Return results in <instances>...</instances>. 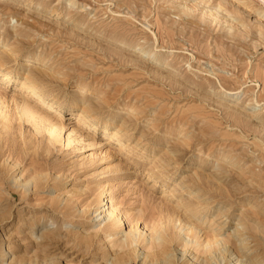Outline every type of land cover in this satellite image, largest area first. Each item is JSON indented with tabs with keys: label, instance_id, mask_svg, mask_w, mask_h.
<instances>
[{
	"label": "rangeland",
	"instance_id": "rangeland-1",
	"mask_svg": "<svg viewBox=\"0 0 264 264\" xmlns=\"http://www.w3.org/2000/svg\"><path fill=\"white\" fill-rule=\"evenodd\" d=\"M16 40L11 82L0 70L12 116L0 125V264H104L102 247L129 230L96 221L104 186L148 235L180 213L201 241L230 247L190 246L194 264H264V0H0V47ZM31 70L42 94L22 89ZM17 95L63 109L65 137L75 112L99 128L48 152L17 118ZM20 171L27 196L14 187Z\"/></svg>",
	"mask_w": 264,
	"mask_h": 264
},
{
	"label": "bare ground",
	"instance_id": "bare-ground-1",
	"mask_svg": "<svg viewBox=\"0 0 264 264\" xmlns=\"http://www.w3.org/2000/svg\"><path fill=\"white\" fill-rule=\"evenodd\" d=\"M20 42H21V44H23L22 41H20V40H16V42L14 44L2 42L1 47H0V70H4V71L7 70L4 73V75H5L4 80L7 83L11 82V80L13 78V69H11L12 66L10 65V62H12V59H13V61L17 60V55L19 53V49L21 48V47H19ZM31 71H33V72H30L27 76L23 77L22 89H25L24 91H26L27 93H29L31 95L33 93H34V95H36L35 93H39V92H41V94H42L41 90H42L43 84L41 86L39 80L37 79V78H39V76L40 77L42 76V73H41L42 71L41 72H39L37 70H31ZM44 87H45V85H44ZM5 100L0 95V125L3 127V129L10 127V125H11L10 120L12 118L10 110H9L10 109L9 104H7L8 101L6 102ZM11 100L13 101V104L16 107L17 118L19 120H21L24 124L26 122L31 124L39 134H42V136H44L47 139L48 143L46 144L45 147L47 148L48 152H51L53 148L55 149L58 144H63V143H64V145L65 144H67V145L73 144V142L78 140L77 139L78 136L82 137L83 135H86V133L84 132V129L87 127L99 128V126H98V124L94 118L86 115V113H82V112L76 113L75 112V113H72V115H74V117H72V118L76 119V121H77L76 123H78V125H75L74 128L70 129L68 135L65 137L64 132H65L66 126H65V123L62 119L63 118V109L57 108L49 102H47V106H48L47 108L48 109L41 108V106L39 107L37 104H34L33 102H31L30 98L25 96V95L14 96L13 99H11ZM217 102H218V104L222 103L221 100H219ZM84 109L85 110H83V112H88L87 111L88 107H84ZM127 121L128 120L124 121L122 124L119 125V127H117L118 131L122 132L124 129L129 128V127H126ZM107 125H108V122H105V127ZM87 135H89V134L87 133ZM0 139L1 140L5 139V136L1 133V131H0ZM88 142H90V141H88ZM94 142H92V143H94ZM42 143H43V141H42ZM43 144H42V146H43ZM122 146H124V144ZM125 146H126V144H125ZM17 166H18V163L13 162L10 167L12 169L16 170ZM203 175H205V173ZM206 175L208 177V174H206ZM22 176L23 175L21 174V171H20L16 176H14L15 178L13 180V183H14V187L16 190L20 191L21 194H22V192L25 193V196H27L26 192L28 193L30 190L29 187H32V186H29V185H31L30 181L26 182L22 178ZM1 177H2V175H0V192H1V189H4V187H5L4 186L5 183L2 182ZM195 178L194 179L192 178V179L196 181ZM202 178L203 177H200V179L197 180L196 185L200 186ZM204 179H202V181ZM26 180H28V179H26ZM181 183H184V181L183 182L181 181ZM182 185H184V184H182ZM192 185H194V184H192ZM5 189H6V187H5ZM197 189L198 188H196V190ZM101 192H102V194H104L103 197L105 196L103 202H105V199L107 198L105 204H108V205L105 206V204H102L101 206L98 207L96 215H95V217L97 218L96 221L99 222V224H100L106 220L107 221L109 220L108 221L109 222L108 228L111 230H114V231H116L115 229H118L121 226V223H124V224L128 223V228H129V230L126 233L124 231L125 234L123 236H121V237L117 236L116 239L110 238L111 240H108V241L112 242V245H107V246L102 247L105 250V252L103 253L104 264L105 263L106 264H133V263H135V261L131 262V259H132V253H134V252L136 255V261L138 260V263L141 262V264L153 263L154 261L157 264H173V263L175 264V262H177L179 260H185L188 264H194V256L189 254L188 251L186 250L190 246L192 247V249H193V247H195V248L203 247L202 249H204V250L206 249L207 252L208 251L212 252L211 254H215V252L213 250L214 248L212 249V247L215 244H218V247H221L223 250L225 248H228V249L230 248V247H226L227 243H224L225 241L223 242V239L218 238L214 234H212L211 236L209 235V237L204 238L205 239L204 241H201L202 236H197V235H200V233L203 231L202 227L200 228L199 224L193 223V221H192L193 219H191V218L187 217V220L186 219L182 220L183 216H181L180 213L178 216H176L177 219L172 218L174 216H172L171 214H169V215H171L172 217H170L169 215L166 216V214H163V215L161 214V216L163 217L162 223L166 222L165 227L159 231L156 230V227L155 228L151 227L150 234L148 235L147 231L144 230L146 225L142 229H140L138 227L137 223L133 224L134 222H130V220H128L125 217V214L120 211V207L113 206V205L110 206V203L112 204V201H110L111 196H110L109 190L106 189V186H104V188ZM195 193H196V191H195ZM2 201L3 200H2V197L0 194V203H2ZM182 202H183V204L186 203L184 200ZM206 203L209 204V201H206ZM189 206H191V205H189ZM188 209H190V208H188ZM189 211H191V210H189ZM198 211L199 210H197V208H196V210L193 209L192 213L191 212L190 213L192 215H195V217H200V216L204 217V215H201L200 213L198 214ZM221 211L223 213V211L225 212L226 210L222 209ZM173 214L175 215L176 213L174 212ZM202 214H204V213H202ZM203 217H201V218H203ZM163 219H165V220H163ZM174 219H176L177 221H175ZM177 222H179V224ZM237 225H240V224H237ZM147 227H148V225H147ZM243 229H245V228H243ZM240 230L241 229L239 228V226H237V228L235 229V232L239 233L238 235L236 234L237 239L240 241V243H241L240 245L243 246V245H245V242L243 244L244 239L238 237L241 234V232H239ZM185 231H187L189 234H192L195 236H190L187 233H185ZM49 233H50V231L48 232V230H47L44 233V237L49 236ZM94 233H95V235L100 234L99 232H94ZM118 233H117V235H118ZM52 234H53V232H52ZM89 237L91 238L90 235H89ZM92 237H93V234H92ZM96 237H98V236H96ZM42 238H43V236H42ZM105 241L107 242V240H105ZM103 243H105V242H103ZM141 244H144L146 246L143 248H140ZM224 244H225V246L223 247L222 245H224ZM180 246H182V249L184 247V250L182 252H180V255H179L178 254L179 252L177 253V251L181 250ZM225 251H228V250L225 249ZM232 256L234 257V255H232ZM233 257H232V259H233ZM150 261H153V262H150ZM240 261H242V259L238 258V263Z\"/></svg>",
	"mask_w": 264,
	"mask_h": 264
}]
</instances>
